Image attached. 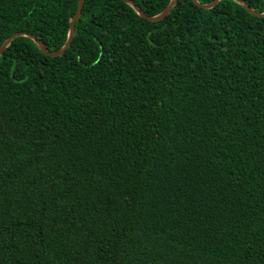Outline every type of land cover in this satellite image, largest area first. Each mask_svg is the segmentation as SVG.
Listing matches in <instances>:
<instances>
[{
	"label": "trees",
	"instance_id": "trees-1",
	"mask_svg": "<svg viewBox=\"0 0 264 264\" xmlns=\"http://www.w3.org/2000/svg\"><path fill=\"white\" fill-rule=\"evenodd\" d=\"M195 1L0 54V264H264V0ZM76 7L0 0V46L59 50Z\"/></svg>",
	"mask_w": 264,
	"mask_h": 264
},
{
	"label": "water",
	"instance_id": "water-1",
	"mask_svg": "<svg viewBox=\"0 0 264 264\" xmlns=\"http://www.w3.org/2000/svg\"><path fill=\"white\" fill-rule=\"evenodd\" d=\"M124 1L126 4H128L134 11L135 13L140 16L141 18L143 19H146L147 21H157V20H160V19H163L166 15L169 14L170 10L172 9V7L174 6L176 0H170L168 5L165 7V9L159 13L158 15L156 16H153V17H146L142 14V12L134 7L128 0H122ZM220 1H223V0H213L212 2H210L209 4H206V5H198V7L202 8V9H210L212 8L215 4H217L218 2ZM239 5H241L249 14H253V15H256L254 14L251 9H249L246 5L242 4L239 0H231ZM193 3L197 4L195 0H192ZM82 3H83V0H77V7H76V11L75 13L73 14L71 20H70V23H69V26H68V34H67V38H66V41L64 43V45L57 51L53 52V53H49L47 52V50L44 48L43 44H41L38 40H36L34 37L30 36V35H27V34H23V33H14L12 35H10L0 46V54L3 52V50L9 45V43L15 39V38H18V37H25V38H29L34 44L35 46L37 47V49L45 56H49V57H56V56H59L60 54H62L66 49L67 47L69 46V43L71 41V38H72V35H73V26H74V23L76 22L77 18L79 17L80 15V10H81V7H82ZM257 16H264V13L260 14V15H257Z\"/></svg>",
	"mask_w": 264,
	"mask_h": 264
}]
</instances>
